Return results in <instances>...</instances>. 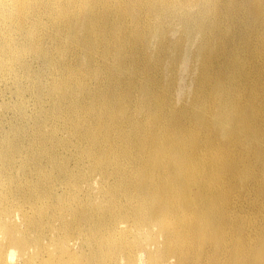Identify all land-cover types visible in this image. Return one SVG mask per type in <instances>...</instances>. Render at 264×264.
<instances>
[{"label": "bare ground", "instance_id": "bare-ground-1", "mask_svg": "<svg viewBox=\"0 0 264 264\" xmlns=\"http://www.w3.org/2000/svg\"><path fill=\"white\" fill-rule=\"evenodd\" d=\"M0 264H264V0H0Z\"/></svg>", "mask_w": 264, "mask_h": 264}, {"label": "rangeland", "instance_id": "rangeland-1", "mask_svg": "<svg viewBox=\"0 0 264 264\" xmlns=\"http://www.w3.org/2000/svg\"><path fill=\"white\" fill-rule=\"evenodd\" d=\"M184 71H186V70H184ZM184 71H182V70H180L179 72H178V80H179V82L181 81L182 83H179V85H182V87L184 88V90H186L189 86H190V83H191V80H190V77H189V79H188V72H186V74H185V72ZM184 73V74H183ZM181 74H183L184 75V77H183V75H181ZM181 77H183L182 79H180ZM187 77V78H186ZM187 79V80H186ZM188 81H189V83H188ZM184 85V86H183ZM189 85V86H188Z\"/></svg>", "mask_w": 264, "mask_h": 264}]
</instances>
